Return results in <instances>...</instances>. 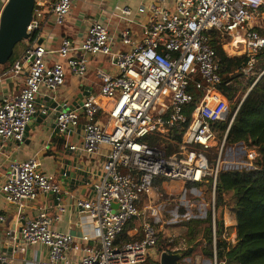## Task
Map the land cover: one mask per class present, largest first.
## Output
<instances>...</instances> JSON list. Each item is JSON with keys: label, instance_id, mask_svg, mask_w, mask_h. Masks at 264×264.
<instances>
[{"label": "built area", "instance_id": "built-area-1", "mask_svg": "<svg viewBox=\"0 0 264 264\" xmlns=\"http://www.w3.org/2000/svg\"><path fill=\"white\" fill-rule=\"evenodd\" d=\"M78 1L55 0L48 5L46 0H35L27 31L30 36L36 33V37L23 55L2 72L3 77H23V86L15 97L0 103V140L21 143L36 113L40 88L56 91L64 84L67 72L83 78L88 58L102 56L108 59L113 72H99L98 97L85 98L79 108L60 105L55 123L57 132L67 137L80 125L83 112L87 122L82 125L81 142L69 149L93 157L108 147L103 174L93 184L92 199H74L79 215L87 219V230L79 235L55 231L50 226L58 215L41 214L24 221L18 246L47 248V257L34 264H154L150 253L160 236L155 223L160 222L164 205L149 202L139 208V203L143 197L149 201L153 195L162 202L163 196L154 185V180L161 178L189 185L200 193L197 186H209L212 264H226L216 256L214 208L217 177L225 165L224 138L217 153L210 155L208 151L217 147L213 126L226 119L229 104L218 88L219 64L208 33H219L227 55L245 58L242 73L248 75L258 55L264 52V0H171L170 8L165 6L167 0H154L148 7L138 9L139 13L145 9L149 13L140 27L139 42H134L131 28L120 31L119 42L130 47L128 51L115 49L114 37L97 19L89 22L85 39L78 47L67 37L61 39L55 51L38 43L47 13L53 16L56 26H63ZM115 12L127 20L132 16L127 7L117 6ZM48 54L64 59L65 66L60 62L49 64L45 58ZM100 116H105V123L99 122ZM180 129V141L168 136L169 131ZM150 139L157 142L151 144ZM244 155L243 161L231 165L254 169L256 150L245 149ZM38 167L35 158L13 161L0 185V197L17 206L19 212L39 194L61 193L55 177L43 174ZM56 208L58 213L65 211L61 205ZM134 219L140 220V239L118 242L125 226ZM4 220L0 215V222ZM175 241L174 233L167 234L169 246L163 252L179 249ZM73 254L79 257L72 260ZM7 263L8 258L0 251V264Z\"/></svg>", "mask_w": 264, "mask_h": 264}, {"label": "crops", "instance_id": "crops-1", "mask_svg": "<svg viewBox=\"0 0 264 264\" xmlns=\"http://www.w3.org/2000/svg\"><path fill=\"white\" fill-rule=\"evenodd\" d=\"M54 1L46 0L48 5ZM153 1L79 0L72 6L63 26H56L53 22V16L47 13L38 34V42L40 41L48 50L55 51L61 39L67 37L73 46L78 47L85 39L89 22L97 19L106 25L110 35L114 37L113 45L115 49L128 51L130 47L120 44L119 33L124 27H129L133 33L134 42H139L140 27L146 21L149 13L146 9L143 13H139L138 9L141 6L143 8L148 7ZM5 2L6 0H0V11ZM171 5L172 1L167 0L165 6L170 8ZM117 6L129 8L132 16L128 17V20L133 18L134 21L129 22L126 18L117 14L115 12V7ZM25 48L27 47L21 46L19 48L18 54L20 57L23 55ZM74 54L80 56V52H75ZM45 58L49 64L60 62L65 66V60L55 54H48ZM100 71L113 72L108 59L102 56L89 57L87 72L83 78H76L67 72L64 84L56 91H50L42 86L36 96V112L38 113L28 123L22 142H3L0 140V185L5 180V175L11 162L35 158L39 163V171L55 177L56 182L61 187L60 197L55 198L53 194H39L34 201L26 205L25 210L22 212H19L17 206L6 203L0 197V215L5 217V220L0 222V251L8 258L7 264H34L39 259L47 257L48 250L44 246L37 245L25 248L18 246L20 227L25 220L35 219L41 214L50 216L57 214L58 220H53L50 226L55 231L79 235L88 229L87 219L79 215L74 205V199H92L94 197L93 184L101 179L103 174L102 164L105 160L104 154L108 147H103L101 152L93 157L81 150H70V145L81 142L82 125L87 122V118L83 112H80V125L69 136L64 137L57 132L55 116L52 113L54 109L58 111L62 104L73 108L89 96L98 97L101 84ZM22 86L23 77H3L1 72L0 103L5 98L15 97ZM54 102L56 107L52 108ZM43 109L47 110L45 114L41 113ZM99 122L105 123V116H100ZM74 158L77 159V162L86 165L90 182L82 185L72 184L73 189H68V185L63 183V174L66 172V167H70L73 164ZM169 182L173 183L172 181H163L160 185H155V189H166ZM147 200V198L144 199L143 197L139 203V208H143L144 203H162L157 202L154 195L149 201ZM57 205H61L65 211L58 213ZM139 223V219H134L129 223L131 225H128L126 230L128 236L132 238L139 237ZM223 224L226 230L224 238L228 243L233 244L236 238V221L233 213L228 209L223 211ZM163 238L166 241V237L164 236ZM176 244L178 243L175 241ZM163 245L166 247L168 244L165 242ZM178 245L181 244L179 243ZM206 245V242H203L202 246H197L194 251L192 249L191 254L187 256H184L183 252H179V249L174 250V252L167 251L166 253L178 254L180 259L177 264H212L213 250L211 254L209 251L205 252L203 249ZM163 251L166 250H161L160 252L157 248L152 250L150 260L154 264H159L160 253ZM78 257L79 254L71 255L72 260H76Z\"/></svg>", "mask_w": 264, "mask_h": 264}, {"label": "trees", "instance_id": "trees-1", "mask_svg": "<svg viewBox=\"0 0 264 264\" xmlns=\"http://www.w3.org/2000/svg\"><path fill=\"white\" fill-rule=\"evenodd\" d=\"M35 37L36 33L31 34L29 39L15 45L11 59L0 66V73L7 70L12 62L20 57L19 48L21 46L28 48ZM208 40L219 64L221 84L218 88L227 100L234 104L232 109H229L226 119L213 126L218 142L213 152L217 153L224 138L223 150L242 146L246 150H256L258 155L254 161V169L245 167L228 169L218 174L214 198L216 256L218 260H225L226 264H264V52L257 57L256 75L248 79L247 85L241 88L240 80L244 77L242 68L246 64L245 58L229 57L223 50V41L216 31L208 33ZM181 134V129L168 132V136L175 141H180ZM150 140L151 144L157 142ZM163 181L165 180L156 178L154 185H160ZM225 209L233 213L236 221V238L233 244L228 243L224 238ZM211 217L210 211L207 218L193 221L197 225L202 222L209 223L205 236L207 245L203 250L209 251L210 254L213 250ZM129 223L125 226L118 242L140 239V234L138 238L127 235V226L131 225ZM167 246L169 245L165 247L162 244L159 236L156 245L158 251L167 250ZM191 252L192 250L188 249L183 254L187 256Z\"/></svg>", "mask_w": 264, "mask_h": 264}, {"label": "rangeland", "instance_id": "rangeland-1", "mask_svg": "<svg viewBox=\"0 0 264 264\" xmlns=\"http://www.w3.org/2000/svg\"><path fill=\"white\" fill-rule=\"evenodd\" d=\"M229 54L231 55H229V57H232V54ZM256 72V68L254 67L253 71L248 75L243 74L244 77L240 80L241 88L247 85L248 79L253 78V76L256 75ZM227 101L229 109L231 110L234 104L230 100ZM230 149L231 148H226L222 151V160L225 162V165L222 166V171L244 168L231 165V162L243 161L245 159V148L241 147L238 150H233V152ZM208 152L210 155L213 154V150H209ZM235 153L238 154L233 155ZM197 187L202 193L192 189L193 187L185 186L179 182H169L166 189H156L157 193L163 196L162 204L164 205V209L160 215L161 220L160 222L155 223L160 230L161 242L164 244L166 241L163 240V237H167V234L174 233L177 237L176 243L181 244L180 247H178L179 252H185L188 249H193L194 251L197 246H202L206 239L205 236L209 223L202 222L197 225L193 221L207 218L210 211L212 216L211 194L209 186L202 185ZM186 222L188 224L185 225ZM166 223H169L170 225ZM211 236H213V234H211ZM178 244H176V246H179Z\"/></svg>", "mask_w": 264, "mask_h": 264}, {"label": "water", "instance_id": "water-1", "mask_svg": "<svg viewBox=\"0 0 264 264\" xmlns=\"http://www.w3.org/2000/svg\"><path fill=\"white\" fill-rule=\"evenodd\" d=\"M34 3L35 0H6L3 5L0 11V66L6 64L11 59L13 49L17 43L29 39L30 33L27 31V28L32 19ZM81 105L82 103H79L78 106L73 108H79ZM55 107L56 103L54 102L52 108ZM57 113V109H54L52 114L55 116V119ZM74 159L73 164L70 167H66L65 176L63 177V183L68 185V189H73L72 184L82 185L90 182L86 165L77 162L76 158ZM53 196L58 198L60 194ZM179 259L180 256L178 254L163 252L160 255L159 264H177Z\"/></svg>", "mask_w": 264, "mask_h": 264}]
</instances>
